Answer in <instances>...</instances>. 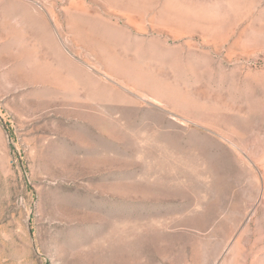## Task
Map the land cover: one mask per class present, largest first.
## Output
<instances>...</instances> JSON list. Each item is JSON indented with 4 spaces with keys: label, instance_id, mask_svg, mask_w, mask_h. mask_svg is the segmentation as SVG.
Masks as SVG:
<instances>
[{
    "label": "rangeland",
    "instance_id": "rangeland-1",
    "mask_svg": "<svg viewBox=\"0 0 264 264\" xmlns=\"http://www.w3.org/2000/svg\"><path fill=\"white\" fill-rule=\"evenodd\" d=\"M0 264H264V0H0Z\"/></svg>",
    "mask_w": 264,
    "mask_h": 264
}]
</instances>
